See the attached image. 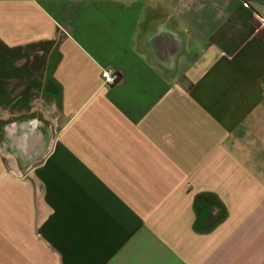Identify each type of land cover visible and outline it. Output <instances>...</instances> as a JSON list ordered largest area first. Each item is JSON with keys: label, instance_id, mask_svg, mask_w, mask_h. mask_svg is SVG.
<instances>
[{"label": "crops", "instance_id": "obj_1", "mask_svg": "<svg viewBox=\"0 0 264 264\" xmlns=\"http://www.w3.org/2000/svg\"><path fill=\"white\" fill-rule=\"evenodd\" d=\"M263 16L0 0V264H264Z\"/></svg>", "mask_w": 264, "mask_h": 264}, {"label": "built area", "instance_id": "obj_2", "mask_svg": "<svg viewBox=\"0 0 264 264\" xmlns=\"http://www.w3.org/2000/svg\"><path fill=\"white\" fill-rule=\"evenodd\" d=\"M262 20L264 21V16L262 17ZM102 77L106 85H114L119 81L120 74L118 72L105 69L102 73Z\"/></svg>", "mask_w": 264, "mask_h": 264}]
</instances>
